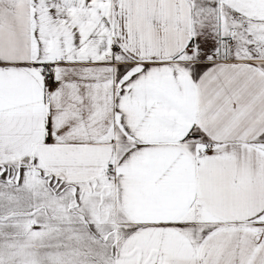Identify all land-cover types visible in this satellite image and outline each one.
Segmentation results:
<instances>
[{"label": "snow or ice", "instance_id": "snow-or-ice-1", "mask_svg": "<svg viewBox=\"0 0 264 264\" xmlns=\"http://www.w3.org/2000/svg\"><path fill=\"white\" fill-rule=\"evenodd\" d=\"M0 264H264V0H0Z\"/></svg>", "mask_w": 264, "mask_h": 264}]
</instances>
